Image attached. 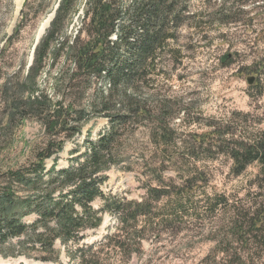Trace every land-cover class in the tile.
<instances>
[{
	"label": "rangeland",
	"instance_id": "374dc122",
	"mask_svg": "<svg viewBox=\"0 0 264 264\" xmlns=\"http://www.w3.org/2000/svg\"><path fill=\"white\" fill-rule=\"evenodd\" d=\"M31 1L37 16L23 18L26 0H0V169L33 159L46 141L42 123L24 117L32 98L47 96L53 102L70 98L76 105H86L95 89L84 94L67 87L76 84L69 82L74 66L67 58V46H61L76 36L85 0L79 1L78 14L52 44L38 71L31 68L61 0ZM189 5L203 19L205 33L184 27L178 41L171 42L163 62L165 73L156 78L155 88L142 89L145 100L158 105L164 99L171 102L170 113L175 116L171 123L186 147L176 150L166 170L153 174L163 158H171L162 156L151 142L153 119L142 121L133 140L140 151L131 153L139 158L138 164L133 170L112 168L107 191L148 204L147 214L140 216L138 228H126L127 247L120 250L109 240L119 232L120 222L107 213L101 227L88 231L80 244L106 245L99 246L102 251L92 264H264V226L252 231L247 223L264 206V190L256 181L258 165L235 175L231 156L215 147L205 144L207 151L200 153V160L186 152L193 145L192 135L197 134L198 140L212 126L234 131L235 139L264 130V0H189ZM220 16L229 22L211 21ZM150 91L153 96L148 97ZM107 124L103 116H90L81 134L67 142L59 166H68L70 151L76 147L84 151L85 138H95ZM156 189L171 195L158 198ZM187 190L191 193L180 197L187 200L184 209L175 208V193ZM76 246L58 241L56 247L62 251L58 264H79L66 254ZM0 264L54 263L0 256Z\"/></svg>",
	"mask_w": 264,
	"mask_h": 264
},
{
	"label": "trees",
	"instance_id": "16d2710c",
	"mask_svg": "<svg viewBox=\"0 0 264 264\" xmlns=\"http://www.w3.org/2000/svg\"><path fill=\"white\" fill-rule=\"evenodd\" d=\"M79 1H60L49 34L39 45L32 71L39 70L52 44L78 14ZM34 3L26 0L21 10L23 18L37 16L33 12ZM84 12L74 39L65 40L61 46H67V58L74 66L69 82L75 80L76 84L67 87L85 94L95 86L94 94L86 105H76L70 98L56 102L47 96L31 99L30 110L24 117L32 116L42 123L46 141L35 151L33 159L0 169V256L3 258L58 264L62 251L56 244L60 241L64 246L77 245L66 250L69 257L76 258L79 264H92V258L102 251L99 246L104 243L80 244L88 231L101 227L107 213L115 214L121 225L109 240L125 250L126 228L139 227L140 216L147 214L148 204L126 201L107 191L109 172L115 167L133 170V165L138 164L139 158L131 154L140 151L133 140L145 119H153L152 144L162 156L171 158H163L164 161L156 164L153 174L166 170V162L176 158V150L186 147L182 146L186 141L177 136L171 123L175 117L170 113L171 102L164 99L158 105L145 100L142 89L155 88L156 78L165 73L163 62L171 42L178 41L184 27L205 33L203 19L191 10L189 0H85ZM211 21L229 22L221 16ZM151 91L148 97L153 96ZM90 116L106 118V128L95 138L88 135L83 143L84 151L80 147L72 149L68 166L60 167V155L67 142L81 134ZM212 127L198 140L197 134L192 135L193 145L186 150L188 156L200 160L207 144L231 156L235 175L257 164L256 181L264 190V130L253 137L235 139L234 131ZM159 190H155L158 198L165 193L171 195ZM190 193L176 192L174 207L184 209L187 200L180 197ZM248 222L252 231H259L264 226V206Z\"/></svg>",
	"mask_w": 264,
	"mask_h": 264
},
{
	"label": "water",
	"instance_id": "95a60500",
	"mask_svg": "<svg viewBox=\"0 0 264 264\" xmlns=\"http://www.w3.org/2000/svg\"><path fill=\"white\" fill-rule=\"evenodd\" d=\"M252 82V79L250 80V83Z\"/></svg>",
	"mask_w": 264,
	"mask_h": 264
}]
</instances>
